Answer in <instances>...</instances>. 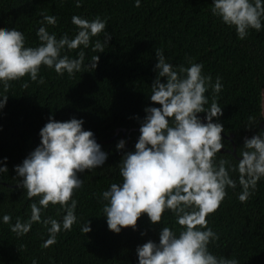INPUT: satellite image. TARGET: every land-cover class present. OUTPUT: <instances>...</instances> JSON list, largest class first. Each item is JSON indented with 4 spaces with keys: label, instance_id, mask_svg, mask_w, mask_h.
I'll return each instance as SVG.
<instances>
[{
    "label": "trees",
    "instance_id": "obj_1",
    "mask_svg": "<svg viewBox=\"0 0 264 264\" xmlns=\"http://www.w3.org/2000/svg\"><path fill=\"white\" fill-rule=\"evenodd\" d=\"M211 3L212 0H141L140 7H134V0H82L78 8L74 0H0V30L14 27L22 31L26 46L39 43L35 33L41 26L42 14L57 18L54 26L44 25L57 38L64 33L70 38L75 35L73 15L89 20L106 18V31L111 34L104 52L97 53L99 60L94 70L86 67L96 55L90 43L84 49L81 70L71 76H59L42 65L38 79L43 76V84L29 80L27 75L10 82L7 102L0 110V161L7 157L8 169L0 173V216L8 214L11 220L9 224L0 222V264H33L34 260L36 264H138V245L148 240L158 243L163 226L178 230L174 215L166 211L160 223H150L147 214L142 213L135 230L126 227L114 233L107 227L105 202L100 199L102 191L121 180L117 165L124 151L134 150L140 126L136 117H144L146 106L159 107L148 99L156 76V49H161L174 66L188 67L189 61L201 63L202 73L211 76L205 108L213 99L222 108L218 120L227 146L217 154L218 159L235 164L244 138L263 130L259 126L263 118L255 116V106L264 98V27L259 32L250 29L244 39H239L234 28L211 13ZM96 39L103 41V33L92 41ZM77 51L62 54L74 58ZM217 76L223 87L213 93L211 84ZM24 82L27 88L21 86ZM50 115L58 121L83 118L82 128L94 133L108 156L94 171L78 173L83 184L73 192L77 222L71 231L58 233L55 244L43 248L48 226L33 223L27 234L17 236L9 225L17 218L26 221L31 214L30 204L39 199H28L25 190L17 186L20 178L14 166L40 143L39 130ZM197 115L202 118L205 113ZM232 119L235 123L229 128ZM122 137L125 148L117 150L115 145ZM234 144L238 157L232 151ZM230 176L236 179L237 173L231 172ZM240 191L239 184L235 189L226 188L220 207L206 217L207 226L218 234L209 250L217 257L236 259L238 264H264V178L258 181L247 202L237 200ZM64 214L59 204L50 203L40 213L41 221L49 217L59 221ZM87 220L91 231L84 234L80 228Z\"/></svg>",
    "mask_w": 264,
    "mask_h": 264
},
{
    "label": "clouds",
    "instance_id": "obj_2",
    "mask_svg": "<svg viewBox=\"0 0 264 264\" xmlns=\"http://www.w3.org/2000/svg\"><path fill=\"white\" fill-rule=\"evenodd\" d=\"M80 7L82 0H74ZM141 0H134L140 7ZM211 13L220 21L234 28L237 37L244 39L250 29L257 32L264 27V0H212ZM41 26L36 29L39 43L26 46L25 36L16 28L0 30V110L5 107L11 81L28 76L38 84L41 66L53 69L57 75L69 76L81 70L85 59L84 49L91 43V57L86 67L94 70L99 56L111 39L106 31L107 19L96 16L91 20L73 15L71 23L76 26L75 35L67 33L57 38L49 33L45 24L55 25L54 15L42 14ZM103 33V41L93 37ZM75 57L67 53L77 50ZM156 73L148 99L156 106H146L144 117L139 120V136L134 150L124 151L118 166L119 183H111L101 192L103 215L110 231L120 233L122 228L135 230L138 217L146 213L150 223L161 222L167 211L174 215L175 227L163 226L158 243L148 240L136 248L138 264H238L236 259L217 257L209 250V244L218 239V234L208 227L207 216L214 213L227 195L226 188L237 187L241 191L237 200L247 202L255 192L257 183L264 178V130L245 137L235 164L218 159L222 148L227 147L222 139L223 125L218 117L222 108L213 99L208 104L205 95L211 76L202 73L203 65L189 61V66H174L168 62L161 49L155 50ZM163 78V82L161 80ZM22 87L27 88L24 82ZM223 85L217 76L211 84L212 92L219 93ZM199 113H205L202 119ZM214 118H217L214 120ZM251 120V118H249ZM83 118L75 117L58 121L49 116L39 130L40 143L28 153L23 161L14 166L17 186L25 190L28 199L39 197L30 204L29 218H19L10 224L17 236L27 234L33 223L42 222L47 227L48 238L43 248L56 243L61 231H71L77 222L74 190L81 188L83 180L78 173L89 172L102 166L108 153L97 143L91 130L82 128ZM120 139L115 148H125ZM221 157L223 155H220ZM7 157L0 161V173L8 171ZM237 173L236 179L230 176ZM59 204L64 211L61 220L46 218L40 213L49 204ZM10 215L0 216V222L9 224ZM84 234L91 231L90 221L80 228ZM143 235V233H141ZM36 264V261H33Z\"/></svg>",
    "mask_w": 264,
    "mask_h": 264
},
{
    "label": "rangeland",
    "instance_id": "obj_3",
    "mask_svg": "<svg viewBox=\"0 0 264 264\" xmlns=\"http://www.w3.org/2000/svg\"><path fill=\"white\" fill-rule=\"evenodd\" d=\"M255 116L259 119L264 118V98H263L262 102L256 104ZM234 121H235L234 119L230 120L229 128H232L234 126V124H232V122L235 123ZM235 126H237V125H235Z\"/></svg>",
    "mask_w": 264,
    "mask_h": 264
},
{
    "label": "water",
    "instance_id": "obj_4",
    "mask_svg": "<svg viewBox=\"0 0 264 264\" xmlns=\"http://www.w3.org/2000/svg\"><path fill=\"white\" fill-rule=\"evenodd\" d=\"M118 133H119V130H117L116 135H117ZM125 134H126V129L123 130V137L125 136ZM116 135H115V136H116ZM123 137H122V138H123ZM229 137H230V136H229ZM247 138H248V137H247ZM128 142H129V136H128ZM128 144H129V143H127V145H128ZM127 145H126V146H127ZM224 151H225V150L222 148V149H221V152H224ZM227 151H229V149H228ZM232 151H233V154H234L236 157H238V156H237V148H236V145H235V144H234V146H233V150H232ZM238 158H239V157H238Z\"/></svg>",
    "mask_w": 264,
    "mask_h": 264
},
{
    "label": "flooded vegetation",
    "instance_id": "obj_5",
    "mask_svg": "<svg viewBox=\"0 0 264 264\" xmlns=\"http://www.w3.org/2000/svg\"><path fill=\"white\" fill-rule=\"evenodd\" d=\"M201 119H202V122H203V117H202ZM259 126L261 127V129L264 130V118L261 119V121L259 122ZM246 137H248V136H246ZM230 139H232V138H230ZM232 141H233V140H232Z\"/></svg>",
    "mask_w": 264,
    "mask_h": 264
},
{
    "label": "bare ground",
    "instance_id": "obj_6",
    "mask_svg": "<svg viewBox=\"0 0 264 264\" xmlns=\"http://www.w3.org/2000/svg\"><path fill=\"white\" fill-rule=\"evenodd\" d=\"M123 139V138H122ZM228 150V149H227ZM229 151H230V149H229Z\"/></svg>",
    "mask_w": 264,
    "mask_h": 264
}]
</instances>
